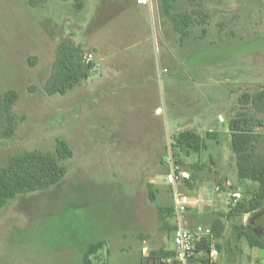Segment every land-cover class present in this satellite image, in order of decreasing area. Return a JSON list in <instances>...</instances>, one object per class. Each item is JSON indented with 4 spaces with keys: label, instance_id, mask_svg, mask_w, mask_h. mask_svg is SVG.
<instances>
[{
    "label": "rangeland",
    "instance_id": "obj_1",
    "mask_svg": "<svg viewBox=\"0 0 264 264\" xmlns=\"http://www.w3.org/2000/svg\"><path fill=\"white\" fill-rule=\"evenodd\" d=\"M79 1L0 0V94L17 92L13 113L19 119L15 135L0 139V165L13 153L53 150L57 137L73 150L63 161L67 171L61 183L18 194L0 208V264H82L89 244L99 240L106 243L90 256L92 264H162L153 260L150 248H172V233L161 228L148 183L160 205H173L172 186L165 180L167 158L176 163L171 143L185 128L204 138L208 130L218 134V141L206 139V150L179 155L191 185L176 186L190 197V209L196 204L194 224L210 227L220 219L225 228L217 244L223 258L264 264V249L246 239L251 234L264 241V208L246 224L222 214L231 192L246 195L256 187L237 178L228 120L241 93L264 88V0H198L207 22L184 36L175 32L174 41L164 39V48L175 47V67H165L162 87L120 86L93 107L83 101L80 86L64 95L43 92L63 37L76 24L85 30L103 17L97 0H82L81 10ZM190 8L187 0L177 6ZM136 26L128 17L126 29L133 33ZM110 29L115 30H103ZM154 94L167 106L163 124L146 112ZM261 131L258 152L263 153ZM194 163L205 166L195 169ZM227 179L230 188L223 186ZM166 221L173 225L174 214ZM241 223L246 234L237 228Z\"/></svg>",
    "mask_w": 264,
    "mask_h": 264
},
{
    "label": "trees",
    "instance_id": "obj_2",
    "mask_svg": "<svg viewBox=\"0 0 264 264\" xmlns=\"http://www.w3.org/2000/svg\"><path fill=\"white\" fill-rule=\"evenodd\" d=\"M179 1L181 0H160L159 6L173 31L184 36L189 33L193 25L205 24L207 15L200 11V5L196 4L198 0H187L191 8L181 11L177 10ZM80 3L81 0L78 7ZM85 52L86 50L75 44L73 40L62 39L56 47L51 70L44 82L43 92L45 95H64L69 90L79 86L95 71L94 62L87 64L83 61ZM17 99L18 94L13 89H8L0 94V139L15 135L19 119L13 113V106ZM230 112L228 129L237 178L240 181L250 180L256 183V187L249 194L244 195L236 205H228L227 211L222 213L228 219L241 217L245 213L257 212L264 206V152H258V144L262 138L261 130L264 128V88L254 92L245 91L241 93L236 103L232 105ZM20 118H24V115ZM206 139L218 141L217 132L208 130L205 133V138L191 128H185L175 133L171 149L176 163L181 164L180 153L189 155L206 150L208 148ZM72 156L73 150L68 142L59 137L55 138L53 150L34 149L11 154L5 164L0 165V208L18 194L45 190L61 183L67 171L63 161ZM204 166V163L193 164L195 169H201ZM181 168L187 171L186 168ZM191 177L194 178L193 175ZM181 182L190 186V176L188 179H182ZM156 192L157 190L152 183H148L147 196L157 209L158 218L162 222L161 228L172 233L174 224L169 225L166 220L168 216L173 214V205H160L157 201ZM224 228V223L220 219H216L212 223L210 229L216 240L222 236ZM237 228L240 232H245L242 227ZM246 239L250 246L264 249V242L254 235L246 234ZM105 243L106 240H99L89 244L83 255L82 264H92L90 256L97 253ZM216 245L219 249V245L217 243ZM207 247L208 238L204 236L198 250L207 252ZM150 254L154 259H160L164 256L174 257L172 250L164 248L151 251ZM202 256L204 259V254Z\"/></svg>",
    "mask_w": 264,
    "mask_h": 264
},
{
    "label": "crops",
    "instance_id": "obj_3",
    "mask_svg": "<svg viewBox=\"0 0 264 264\" xmlns=\"http://www.w3.org/2000/svg\"><path fill=\"white\" fill-rule=\"evenodd\" d=\"M97 3L98 13L99 9L102 8L99 14L103 17L98 21L96 26L89 24L90 26L84 30L83 27L85 25L76 24L75 30L63 37V39L68 38L73 40L75 44L82 46L86 51H91L94 55L93 62L95 63L96 69L91 74L99 73V75L91 76L90 74L79 85L82 88L80 93H83V101H89L93 107L95 106L93 103H96L98 100L100 104L102 96L114 94V89L120 86L142 88L149 86L162 87L165 78H168L163 76L166 70L165 67H175V47L164 48V39L174 41L175 32L160 11V0H147L146 3L140 4L137 3V0H97ZM83 4L81 0L79 4L80 10L83 9ZM128 17L137 23L133 33L125 27V22ZM105 23H107L106 27L111 26L115 30L111 31L110 29L107 33V31L103 30L106 28L103 27ZM80 93H75L77 98ZM165 101L168 102L167 100ZM159 106L162 107L163 113L155 114L154 109ZM166 107L165 102H162V96L158 97L156 95L155 97L154 94V97L148 102L146 112L148 117L163 124L168 119ZM93 111H98V109L93 108ZM225 182L231 183L228 179ZM195 206L196 204L192 209H189L185 216V226L189 229H193L197 225H202L200 223L194 224L195 219H192L195 214L193 212L196 208ZM263 208L264 206L261 209ZM227 209L228 200L226 205ZM253 213H245L241 216V222L246 224L245 221L248 218L252 220L254 218L252 216ZM190 217L191 219H189ZM242 223L240 227L246 229V225ZM250 228L257 231L256 227ZM138 237L143 244L142 252L146 255L149 249L145 244L146 237L141 232L138 234ZM160 248H150V252ZM164 249L173 251V247ZM202 258L203 256L196 255L186 264H212L206 258ZM153 260L162 264H182L174 259V257L164 256L160 259ZM216 263L240 264V261L225 259V257L223 258L222 252L219 251V257Z\"/></svg>",
    "mask_w": 264,
    "mask_h": 264
},
{
    "label": "built area",
    "instance_id": "obj_4",
    "mask_svg": "<svg viewBox=\"0 0 264 264\" xmlns=\"http://www.w3.org/2000/svg\"><path fill=\"white\" fill-rule=\"evenodd\" d=\"M147 0H137V3H146ZM94 60V55L91 51H86L83 55V61L85 63H91ZM96 69V66H93ZM93 69V70H94ZM155 114H162L163 109L161 106L154 109ZM168 170L165 174L166 183L172 186V204H173V214H174V230L172 232L173 240V252L174 259L182 264L188 263L196 255L205 256L209 263H216L219 257V250L217 248V240L210 227H204L203 225H197L193 229H189L185 226V216L191 207V199L188 195L182 192L176 185L179 184L182 179L189 178L190 174L188 171L183 170L181 166L173 161L170 157L167 158ZM231 183L224 182V187L230 188ZM219 186L215 187L218 191ZM244 197L239 191H234L230 193L228 200V205L234 206ZM246 200L248 198L246 197ZM208 238L207 252H202L198 250L199 245L203 241V237Z\"/></svg>",
    "mask_w": 264,
    "mask_h": 264
}]
</instances>
